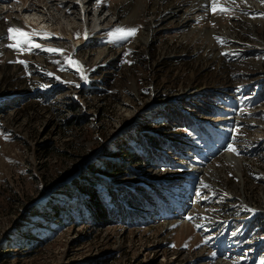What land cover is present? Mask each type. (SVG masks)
Masks as SVG:
<instances>
[{"label": "rangeland", "instance_id": "rangeland-1", "mask_svg": "<svg viewBox=\"0 0 264 264\" xmlns=\"http://www.w3.org/2000/svg\"><path fill=\"white\" fill-rule=\"evenodd\" d=\"M86 1L118 20L75 51L62 42L66 31L60 38L53 27L37 32L25 25L24 0H0V264H264V233L249 224L255 213L264 221V93L252 97L259 86L264 92V0ZM48 2L39 0L36 10L42 13ZM177 6L185 15L166 18ZM67 7L59 10L78 15ZM10 27L40 47H11ZM117 28L137 32L127 39L110 35ZM199 91L207 96L190 99ZM173 98L217 149L196 159L200 177L184 174L181 165L191 166L185 155L176 175L161 184L153 176H162L173 155L150 164L126 155H146L137 141L149 137L145 131L167 138L155 130L168 129L160 126L170 107L157 105ZM197 99L199 109L186 105ZM213 128L225 134L222 142ZM171 133L189 141L177 151L208 148L184 127ZM230 155L240 160L238 177ZM122 163L130 169L119 171ZM84 175L98 180L94 188L107 205L105 189L145 190L152 201L139 212L145 221L91 222L72 181L89 189Z\"/></svg>", "mask_w": 264, "mask_h": 264}, {"label": "trees", "instance_id": "trees-1", "mask_svg": "<svg viewBox=\"0 0 264 264\" xmlns=\"http://www.w3.org/2000/svg\"><path fill=\"white\" fill-rule=\"evenodd\" d=\"M187 106H197V109L200 108V102H192V104ZM203 112L202 110H200ZM164 120L165 123L161 124L160 128L164 125H167L168 129L161 128L160 130L157 128L155 130L156 132H159L160 134L166 135L168 140L160 139L161 137H154L151 134H144L148 135L149 137L145 139L144 143L139 140L138 142L140 145H143L145 147L146 155H138V154H128V159H130V162L133 163L141 162L144 164H150L154 163L156 161H161L163 158V155L159 152L160 149H163L164 147H169V144L173 143V141L176 139L179 143H176L175 146L179 145L177 148L182 149L183 147L181 145L188 144V139L184 136V133H171L173 131H177V129L183 128L188 131L189 133H194L195 126L191 122L190 118L185 117V115L179 113L177 110L170 108L168 110H165L164 112ZM163 125V126H162ZM146 127L144 124L140 125V128ZM180 131V130H178ZM178 134H181L182 136H179ZM142 135L141 137H143ZM183 139V140H182ZM160 140H164V142H161ZM170 142V143H168ZM181 142V144H180ZM167 143V145H166ZM164 145V146H162ZM185 147V146H184ZM180 152V151H178ZM158 156L160 158H158ZM131 162V163H132ZM118 168L119 171H128L129 165L126 164H120L119 166H115ZM93 168V167H92ZM91 168V169H92ZM95 172L92 169V177L95 176ZM73 181V187L76 191L77 195H80V200L83 201V207L84 209L89 213V219L91 222H94L97 226H108L113 224H126L129 225V222L132 223L133 221L136 222H143L145 221L143 218H141L143 215H139V212H144L143 210L148 209V207L151 206L152 201L149 197H147V192L143 190L142 188L137 190H131L128 187L120 188L116 192H113L111 189L107 190V194L110 196V203L107 205L104 200L102 199V194L98 193L95 190V185H98V180L94 181L92 178H89L87 176H82L81 181L91 185V187L85 188V185L80 184L77 182V180ZM140 190V191H139ZM155 191V190H154ZM156 192V191H155ZM149 198L150 200L148 201ZM160 200V199H159ZM162 201V200H161ZM258 219V218H257ZM255 219L251 223V227L253 226L254 230L258 231V234L264 233V221L259 218L260 220ZM135 223V222H134ZM234 228L230 226V229ZM234 231V230H233ZM234 233V232H233ZM232 233V234H233ZM240 234H234L232 237H239ZM244 241V240H242ZM239 244V247L243 246V243L240 241L237 243ZM261 248H264V241L260 244Z\"/></svg>", "mask_w": 264, "mask_h": 264}, {"label": "built area", "instance_id": "built-area-1", "mask_svg": "<svg viewBox=\"0 0 264 264\" xmlns=\"http://www.w3.org/2000/svg\"><path fill=\"white\" fill-rule=\"evenodd\" d=\"M24 1L26 2V4H23V9L24 10L27 9L28 12H30V13H33V12L37 11L36 10V9H38L37 8V3L39 2V0H27V1L24 0ZM93 1H96V0H93ZM52 2H53V5L50 4ZM52 2L46 3L48 6L44 5V7L47 9V10L42 11L43 14L47 15L45 21L50 26V28L53 27L51 31L54 32V36L55 37H60L61 38V33H62L61 30L66 31L67 38L64 39L62 42H68L69 44L73 45V50H75V51H79L82 48L87 47V46L90 47V45L92 43H94V41L97 38H101L103 36L102 34L106 30L111 29V27L114 24H116V21L118 20L117 13H109V12H107L108 9L105 10L104 8L99 6V8L101 10H100L99 13H97V15L94 14V13L88 12L89 14H86V18L92 19L94 16H98L100 19H102V22L104 21V23L100 24V26L98 28H94L93 27V23L92 24L90 23L91 25L88 27L89 30L86 31L82 26H80V22L83 19L84 14L79 12L80 13V14L78 13L79 16L78 15L67 16L66 13L60 11L59 9H61L60 7H62V9H63L66 6H68V7L69 6H72V7L75 6L76 9H79L81 7L80 4H82V2H85L86 6H88V10H90V9H94L95 7L100 5V4H98V2L92 3V6L89 5L90 1H86V0H73L72 2L68 1V0L67 1L66 0H61V1L52 0ZM85 4H84V6H85ZM57 6H59V9H58ZM48 7L51 8V11L49 10ZM68 7L66 8V10H68ZM40 8H42V7L40 6ZM37 12H39V11H37ZM75 14H77V13H75ZM69 18H71V20L73 18H77L76 19L77 20L76 23H74V24H73V22L70 23L69 22ZM21 20L24 21V18L22 16H21ZM63 21L64 22H69L71 25H68L67 23L61 24V22H63ZM35 30L37 32H42L45 29L43 28V30H39L37 28ZM58 34L60 36H57ZM76 34H79L80 36H82V39L75 38ZM80 67H82V66L80 65ZM261 91H262V88H261V86H259L258 88L255 89V91H253V95L254 96H252V97L258 98L259 97V92H261ZM203 96H207V94H204L201 91H199L197 93H194V94L190 93V99L191 98H195V97H197V98L198 97H203ZM218 99H221V98H218ZM163 101H166V102L161 103L160 105H157V106H160V107H163V108H165L166 106H169L170 108H173V109L177 110L179 113H181L183 115L185 114V110L186 109L182 107L181 103L179 102L180 100L177 101L176 98H173L171 100L169 99L168 101L166 99H163L162 102ZM196 101H199V99H197ZM188 118H191L190 115H189ZM218 121H220V120H218V119L215 120L214 124L218 123ZM210 127H212V126H210ZM214 129L215 128H213V130ZM145 132H146L145 134L149 133V134H151V135H153L155 137H159V135H154L152 132H149V131H145ZM199 134L200 135L196 134L197 139L200 140L201 143H206L207 144L208 142L206 141V137L201 132ZM165 140H168V139H165ZM176 143H179V142L175 141V144ZM180 144H181V142H180ZM188 144H183L181 146L182 147H184V146L187 147ZM208 145H209V143H208ZM178 146L179 145H177V146H175L173 148H166L167 152H165L166 150H163V149L159 150V152L163 155L164 159L166 157H169L170 155H173L174 157L171 159V164L168 165V168H166L163 172H161L162 176H159V175H157L158 177L156 175L153 176L154 182H158V183H161V184H163L165 182H170L171 181L170 178L176 175L175 168L180 166L181 159H185V155H187L186 158H188V160L190 161V165L191 166L189 168H186V164L185 165L184 164L181 165V167L184 169V174L187 177H191V178L192 177H194V178L195 177L196 178L200 177V173H201L202 169L199 168L198 166H196L194 163L197 161L196 159H200L201 158L202 160H205L206 158H209V156L211 155L209 147L207 149H205V150H200V149L196 150V148H195L196 146L192 145L191 147H188V151L187 152H185V151L178 152L177 150H175V148H177ZM191 154H192V156H194V161L189 159L191 157L190 156ZM167 169H169V172H167ZM183 169H180V170L182 171ZM254 210H255V212H259V210L256 209V208H254ZM255 214H256V216L259 215V213H255ZM238 220L240 221L242 219H238ZM246 220H248V219H246Z\"/></svg>", "mask_w": 264, "mask_h": 264}, {"label": "bare ground", "instance_id": "bare-ground-1", "mask_svg": "<svg viewBox=\"0 0 264 264\" xmlns=\"http://www.w3.org/2000/svg\"><path fill=\"white\" fill-rule=\"evenodd\" d=\"M81 3V2H80ZM79 3V4H80ZM84 2H82V4H80V8H79V12H81L82 14H84V16H83V19L81 20V23H80V26H82V27H87L88 25H89V22H92L93 24H94V26H95V28H98L99 26H100V24H103V22H102V19H100L98 16H94L92 19H89V18H86V14H89L88 12H91V11H93V12H91V13H94V14H96L97 15V13H99V11L97 10V8H95V9H91V10H88V7H86V6H84ZM45 10H47V9H45ZM181 11H182V13H183V15H185V13L183 12V9H182V7H179V6H177V7H172V10L171 11H169L167 14H166V18H177L178 17V15H180V13H181ZM78 12V13H79ZM29 13V14H28ZM80 14V13H79ZM21 15L23 16V18H24V20L26 21V22H28L29 24H31V25H35L36 27H38V28H40V30H43V28L44 29H46V30H50V26L47 24V22L45 21V19H46V17H47V15L46 14H43V13H30V12H28V10L27 9H25V10H22V13H21ZM79 16V15H78ZM190 20V17L189 16H183V21L184 22H187V21H189ZM153 26H154V24H153ZM149 32V35L148 36H151V34H152V32H153V27L152 26H150V29L148 30ZM62 35V34H61ZM140 37V36H139ZM144 40H145V42L147 43L148 42V40H149V38H144ZM205 97V96H204ZM230 156H232L230 159H228L227 160V162H228V164L229 165H231V166H233V173H235L236 174V176L238 177L239 176V174H240V163H239V158H237V157H235V156H233V155H230ZM193 172V171H192ZM239 172V173H238ZM196 173V172H195ZM242 176V175H241ZM234 200H237V198L236 199H234ZM176 215V214H175ZM242 221H247V220H242ZM226 264V263H225Z\"/></svg>", "mask_w": 264, "mask_h": 264}, {"label": "snow or ice", "instance_id": "snow-or-ice-1", "mask_svg": "<svg viewBox=\"0 0 264 264\" xmlns=\"http://www.w3.org/2000/svg\"><path fill=\"white\" fill-rule=\"evenodd\" d=\"M221 10H225V9H221ZM213 11H215V4H213ZM137 29L135 28H130V29H125V28H117L115 30V32L110 33V35L116 37L119 36L121 38H129L132 37L136 34ZM8 33H9V37L13 40L16 41L15 44L10 45L11 47H18L21 48V45L24 44H28L31 47H37L39 48L40 45L39 44H32L31 43V39H30V34L27 32H24L22 29H18V28H9L8 29ZM21 50H23V48H21ZM47 51H51V52H62L63 50H59V49H46ZM21 63H24L23 61H20ZM79 86V85H77ZM229 150L235 151L234 147H231Z\"/></svg>", "mask_w": 264, "mask_h": 264}, {"label": "clouds", "instance_id": "clouds-1", "mask_svg": "<svg viewBox=\"0 0 264 264\" xmlns=\"http://www.w3.org/2000/svg\"><path fill=\"white\" fill-rule=\"evenodd\" d=\"M261 92H262V94L264 93L263 90H262ZM263 95H264V94H263ZM257 99H258V98H257ZM256 101H257V100H256ZM222 136L225 137V134H222ZM258 217H261V216H253V218H252V220H250V222H249V221H243V222H246V223L249 222V223H251L252 221H254L255 219H257Z\"/></svg>", "mask_w": 264, "mask_h": 264}]
</instances>
